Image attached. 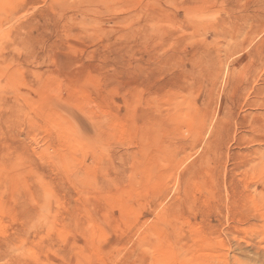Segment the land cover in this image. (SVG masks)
Returning <instances> with one entry per match:
<instances>
[{
  "label": "rangeland",
  "instance_id": "obj_1",
  "mask_svg": "<svg viewBox=\"0 0 264 264\" xmlns=\"http://www.w3.org/2000/svg\"><path fill=\"white\" fill-rule=\"evenodd\" d=\"M0 264H264V0H0Z\"/></svg>",
  "mask_w": 264,
  "mask_h": 264
}]
</instances>
